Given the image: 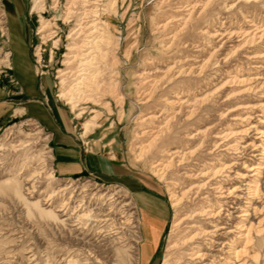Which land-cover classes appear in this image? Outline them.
I'll list each match as a JSON object with an SVG mask.
<instances>
[{"label":"rangeland","instance_id":"obj_1","mask_svg":"<svg viewBox=\"0 0 264 264\" xmlns=\"http://www.w3.org/2000/svg\"><path fill=\"white\" fill-rule=\"evenodd\" d=\"M71 1L44 0V9L36 10L31 8L32 0H0V100L10 106L0 122V264H31L32 260L65 264L70 258L83 261L87 252L107 264H138L140 241L135 202L120 181L102 180L91 172L75 177L54 173L51 133L22 114L25 98L20 96L6 40L7 3L20 7L19 19L29 30L35 76L39 82L49 77L54 97L74 116L75 133L85 140L81 141L84 149L100 139L107 154L114 150L131 170L160 183L170 217L157 263L174 264L181 229L198 213L205 194L216 200L209 189L193 187L198 171L207 162L229 166L236 160L238 164L222 174L231 177H223L225 185L242 190L235 172H245L242 162L253 164L260 155L262 136L254 128L264 129L260 106L264 82L240 101L230 94L242 86L222 83L237 73L240 78L264 75V59H246L248 45L237 48L242 37L239 28L248 27L250 20L264 24V0H212L206 9L198 5L190 14L187 3L200 0H90L84 6L93 10L90 16L75 0L70 22L64 23ZM79 18L88 20V27L92 21L96 26L70 35ZM40 19L48 21L44 35L39 32ZM204 29L210 33L221 29L224 34L208 38ZM82 40L89 45L97 40L94 56L85 58V50L75 55L73 42L78 45ZM87 59L84 90L69 98L76 70ZM10 76L16 84L10 83ZM246 102L257 107L227 111ZM237 113L249 115L251 127L241 137V148L231 153L222 150L214 135L246 127L245 120L235 123ZM19 141L28 145H18ZM175 149L179 152L170 154ZM236 193L243 196L242 191ZM257 200L255 221L264 218V193ZM226 201L237 207L243 200L229 197ZM62 204L65 208L58 210ZM75 209L91 216L78 220ZM228 209L233 221L238 220L239 209ZM260 235L259 242H251L254 260L244 257L247 264H264V220Z\"/></svg>","mask_w":264,"mask_h":264},{"label":"bare ground","instance_id":"obj_2","mask_svg":"<svg viewBox=\"0 0 264 264\" xmlns=\"http://www.w3.org/2000/svg\"><path fill=\"white\" fill-rule=\"evenodd\" d=\"M32 1V9H44V0ZM76 1L80 4V6L82 5L81 8L89 5L90 3V0ZM211 2L213 1L200 0L199 3H187V6H189L188 14L192 13L198 5H201L203 10L206 9L205 6L211 4ZM73 4H75V0L74 3L71 1L69 5L66 6L62 22H70L69 18L73 15L74 12L72 6ZM232 6L233 4L229 7ZM92 11V9L84 7L82 13L88 14L90 16ZM46 21L40 19L39 32L42 33V35H44L43 31H45L46 24L48 23V21L47 23ZM87 21H82L81 18H79L75 24L76 27L74 26L70 28V35L73 33L81 34L85 32L87 28L91 27L93 29L96 26V23H93L92 21V25L88 27V25L90 24H87ZM239 32L242 34V37L240 38L241 40L238 41L237 48L241 49L243 45H248V49L244 51V57L249 60L264 59V51H261V45L264 44V24H257L250 20V24L248 25V27L239 28ZM202 33L205 34L208 38L215 37L216 35H220V37H222L224 34L221 29H216L213 33H210L208 30L204 29L202 30ZM230 33H234V30L230 31ZM87 42L88 41L86 40H82V43L78 45L76 42H73L75 44L74 49H76L75 51L77 52V54L75 55H81L82 50H85L86 52H84L82 56H85V58L94 56L92 53L95 50L94 48L99 47L98 42L97 40H93L91 42V45H89V43ZM240 42L243 44L240 45ZM37 54L39 55L38 52ZM89 61L90 60L87 59L79 64L73 83H71L68 89L70 95L69 98H77L83 92L85 86L84 80L88 71L86 68V62ZM170 69L171 68L169 67L165 72L168 73ZM180 72H184V70H181ZM188 72H191V70L189 69ZM259 82H264V75L259 77L247 76L245 78H240L239 74L237 73L228 76V78L225 79L222 84H240V86L242 87L238 88V90H236L234 94H230V96H234L238 101H240V99H242L241 97L249 95V93L253 92ZM177 98L179 99V97ZM237 103L240 102H236L235 104ZM260 106L262 112H264V104H261ZM255 107L257 106L253 105V103L246 102L244 105H238L232 108V110L227 111L229 112L235 109H253ZM234 116L235 117H233V119L235 120V123L245 120V125L247 126L242 127L238 130L232 128L228 130H220L217 131L214 135V137L217 138L215 141L220 140L218 144L222 147V150L230 151L231 153H235L239 148H241V137L244 136L243 134L247 133V130H249V128L251 127V122L248 121L249 115H244L243 117V114L241 115L237 113L234 114ZM254 130L256 133L262 136L260 155L256 158V162H254L253 164L245 165V162H242L244 163L242 168L245 170V172H235L241 179L242 183L239 187H242V190L237 186L229 187L225 185L224 182L226 180L223 179L224 176H226V178L228 179L231 178L229 173L223 176L222 172L226 170L228 171V168H230L232 165L238 164L236 160H233V162L229 166H226L225 163H221L220 166H215L213 163L207 162L196 174V177H198L199 180L194 184L193 187L198 191H201L203 188L209 189L216 194V200L211 201V199L208 198L209 194H205L204 204L199 207L198 213H193L191 216H194V218L193 220L189 221L191 223L183 226V228L181 229L182 233L177 241L178 247L176 249L175 258L173 260L174 264H247V259H250L251 261L254 260L252 258V251L254 249V246H251V242L252 240H254L255 242H259L261 236L260 231L262 229L264 220L263 217H261L257 221L253 220L252 218L255 214V211L260 208L255 205L254 201H258L257 196H259L260 192L264 193V191L261 190L260 185V179L261 177H263L262 173L264 172V129H258L255 127ZM18 145L27 146L28 143L19 141ZM178 152L179 151L175 149L170 152V154L176 155ZM218 175L221 176V179H216V176ZM30 187L28 186L26 189H29ZM65 188H67V186L61 189ZM237 191H242L243 196L239 197H242L243 201L241 206L239 205L237 207H234L233 204H235V202L231 201L230 203L232 204L230 205V203H227L226 200L229 197L239 198L237 196V194L239 193H236ZM65 206V204H62V207L58 210H63ZM228 208L239 209L238 211L240 213L238 215V220L233 221L232 213H230ZM235 211H237V209H235ZM74 213H77L76 218L78 220L91 216V214L86 211L78 212L76 211V209L74 210ZM102 220L107 219L104 218ZM176 224L177 222L174 223V225ZM245 256L247 257L246 260L244 258ZM30 263L37 264V262H35L34 260H32ZM107 263L103 260H100L97 255H92L90 252H87L86 256L83 258V261L70 258L66 261L65 264ZM165 264H167V261Z\"/></svg>","mask_w":264,"mask_h":264},{"label":"crops","instance_id":"obj_3","mask_svg":"<svg viewBox=\"0 0 264 264\" xmlns=\"http://www.w3.org/2000/svg\"><path fill=\"white\" fill-rule=\"evenodd\" d=\"M4 9L10 61L20 83V96L25 98L22 114L35 118L51 133L54 173L75 177L91 172L102 180L120 181L132 195L139 216L138 264H158L170 217V205L160 183L149 175L131 170L116 158L114 150L109 149L107 154L100 139L96 143L92 138L95 145L84 149L81 141L85 140L75 133L74 116L54 97L49 77H42L39 82L35 76L29 53V30L19 19L20 7L7 3ZM1 94L0 89V97ZM9 108L7 102L0 100V122Z\"/></svg>","mask_w":264,"mask_h":264},{"label":"built area","instance_id":"obj_4","mask_svg":"<svg viewBox=\"0 0 264 264\" xmlns=\"http://www.w3.org/2000/svg\"><path fill=\"white\" fill-rule=\"evenodd\" d=\"M34 55L37 57L36 53ZM39 62H40V59L37 58L36 59V63H39ZM41 74H43V71H40V75ZM9 80H10V83H15L16 84V81H15V79L13 77L10 76Z\"/></svg>","mask_w":264,"mask_h":264}]
</instances>
